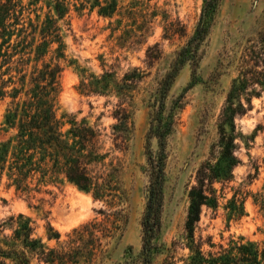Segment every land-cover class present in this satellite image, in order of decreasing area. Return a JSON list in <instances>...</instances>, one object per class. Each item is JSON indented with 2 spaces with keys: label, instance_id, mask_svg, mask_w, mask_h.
Instances as JSON below:
<instances>
[{
  "label": "rangeland",
  "instance_id": "1",
  "mask_svg": "<svg viewBox=\"0 0 264 264\" xmlns=\"http://www.w3.org/2000/svg\"><path fill=\"white\" fill-rule=\"evenodd\" d=\"M85 1L80 7L73 0H38L36 4L21 0L22 13L25 21L28 17L39 26L50 16L59 27L63 58L56 59L52 53L55 46L42 58V62L60 68L50 102L64 123L63 131L72 123L87 125L97 134L99 154L106 156L103 163L111 158L121 163L120 187L125 201L117 208L123 210L125 221L107 234L111 237H104L102 226L110 224L104 223L98 211L108 208L94 201L91 192L58 178L39 184L34 188L38 193L31 192L30 198L15 191L4 171L0 172V230L10 233L14 225L10 218L27 219L33 237L57 258L41 264H143L140 223L148 188L146 160L158 152L156 139L148 137V104L156 83L193 36L205 0H98L114 6L113 14L106 17L99 15L96 0ZM58 2L68 9L63 20L55 12ZM263 25L264 0H219L198 46L194 73L185 64L169 89L164 114L172 112L174 123L163 153V200L151 264H163V251L173 243L185 244L188 194L196 187L197 172L216 162L223 166L220 129L233 141L231 151L238 163L228 172L227 180L207 172L210 179L202 190L211 204L201 208L195 241L204 252H217L219 245L226 248L230 239L238 238L264 250V91L255 88L260 95L253 94L250 102L247 95L241 96V106L234 100L230 120L220 115L237 76L241 46ZM149 49V54L159 56L150 66L146 58ZM33 65L31 60L28 72ZM120 104L129 107L133 122L124 149L115 147L112 136L115 109ZM4 106L0 105V123ZM10 135L0 132V143ZM35 184L34 180L31 187ZM93 223L100 225L101 231L94 235L101 251L91 259L83 249L95 245L85 232L92 230ZM177 253L179 258L188 251ZM32 264H38L35 258Z\"/></svg>",
  "mask_w": 264,
  "mask_h": 264
},
{
  "label": "trees",
  "instance_id": "2",
  "mask_svg": "<svg viewBox=\"0 0 264 264\" xmlns=\"http://www.w3.org/2000/svg\"><path fill=\"white\" fill-rule=\"evenodd\" d=\"M37 1L30 0L33 4ZM73 1L80 7L87 4L85 0ZM96 2L99 15L106 17L113 14L112 4L98 0ZM218 2L219 0L204 1L193 36L176 53L168 71L156 83L150 96L148 137L156 139L158 152L155 156L149 154L146 160L148 188L140 223L143 264H151L152 240L160 227L159 214L164 181L163 153L167 136L174 123L172 112L164 114L165 100L172 83L185 64H188L194 73L198 46L207 34L209 20L215 13ZM23 9L21 0H0V105L5 104L0 132L3 135L11 134L0 143V172L7 171V178L15 187V191L30 198H33L31 192L38 193L36 189L39 184H46V180L58 178L66 179L79 190L91 192L94 201L104 203L108 208L99 210L98 214L104 216V223L110 224L109 227L102 226V236L111 237L107 234L118 230L120 227L118 223L125 221L123 210L117 208L125 201L124 192L120 187L122 165L117 158H111L106 164L103 163L106 156L99 154L97 134L87 125L72 123L70 129L63 131L64 123L56 117L50 102V94L54 90L60 68L58 64L42 62L44 54L53 46L55 47L52 53L56 59H62L64 56L59 27L50 16H47L40 26L31 22L28 17L25 21ZM55 12L58 19L63 20L68 9L58 2L55 5ZM155 48L156 46L152 47L153 50H156ZM150 51L149 49L146 55L149 66L159 59L158 55L149 54ZM31 60L34 65L28 72L27 66ZM2 68L5 69L2 71ZM235 68L237 76L232 80L220 113L221 118L225 120H230V116L234 115V100L241 106V96L247 95L250 102L253 94L260 95L256 93L255 88L264 91V25L254 33L253 39L244 41ZM114 118L116 120L112 127L114 145L118 149L120 147L124 149L133 128L132 112L128 106L120 104L115 109ZM220 130L222 140L220 158L223 166L216 162L197 172L196 187H192L188 194L189 206L182 238L185 244L173 243L171 248H165L163 264H175V260L181 264L264 262V250L258 249L253 243L243 242L241 238L230 239L226 248L219 245V250L214 253L204 252L202 245L195 241L194 230L200 220L201 208L211 204L202 190L204 182L210 179L207 172L211 176L227 180L228 172L230 173L231 168L238 163L231 151L233 141L224 130ZM34 180L36 184L31 187ZM17 220L9 219V222L14 224L10 227L9 234L5 235L3 229L0 230V264H32L33 258L38 264L53 263L57 258L46 252L41 241L33 237L30 222L22 216ZM92 225L94 226L92 230L85 232L95 245L83 249L91 259L101 251L99 238L94 235V232L101 231L98 229L100 225L93 223L90 226ZM208 246L212 247L211 244ZM185 249L188 251L187 255L176 258L177 251Z\"/></svg>",
  "mask_w": 264,
  "mask_h": 264
}]
</instances>
